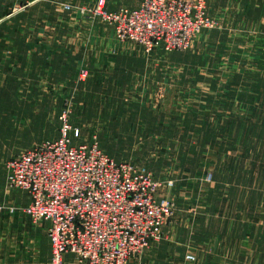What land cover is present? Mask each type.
Masks as SVG:
<instances>
[{
    "label": "rangeland",
    "instance_id": "rangeland-1",
    "mask_svg": "<svg viewBox=\"0 0 264 264\" xmlns=\"http://www.w3.org/2000/svg\"><path fill=\"white\" fill-rule=\"evenodd\" d=\"M28 1L14 5L1 28L13 39L14 49L21 42L16 40L34 35V28L24 29L29 20L37 23L38 41L44 36L38 32L42 12L37 7L30 14ZM115 1L121 2L80 0L74 5L68 21H79L80 26L70 25L63 41L54 34L51 72L42 65L33 93H28V83L21 78L19 84L16 77L6 78L13 83L0 86V98H5L0 99V177L11 156L58 139L61 116L66 114L68 123L80 130L73 145L96 144L114 161L149 172L162 184L160 196L170 206V218L161 238L127 264L189 263L194 259L186 256L194 254L187 252L188 242L174 240L172 224L180 216L201 218L198 213H204L212 182L208 168H219L226 150L234 152V145H241L234 135L239 138L246 124L237 115L241 109L233 104L253 97L256 75L264 70V42L246 29L226 27L207 9L212 26L196 34L186 50L166 51L161 46L146 50L140 43L119 40L114 26L91 10L99 2L108 12L132 10L139 0H125V6L117 9ZM60 44L69 59H58L65 56ZM20 99L26 101V108L20 107ZM260 127L259 143L246 139L241 143L248 149L258 146L257 155L264 156V124ZM248 128L246 132H252ZM67 255L64 264H77Z\"/></svg>",
    "mask_w": 264,
    "mask_h": 264
},
{
    "label": "built area",
    "instance_id": "built-area-1",
    "mask_svg": "<svg viewBox=\"0 0 264 264\" xmlns=\"http://www.w3.org/2000/svg\"><path fill=\"white\" fill-rule=\"evenodd\" d=\"M206 1L142 0L135 9L116 12L99 2L91 10L114 26L121 41L146 50H186L196 34L212 26ZM61 120L58 139L5 163L7 187L27 193L24 211L33 222L49 223L50 264H64L66 254L77 264H127L161 238L170 218V206L160 196L162 184L149 172L114 161L96 144L73 145L80 130L66 114Z\"/></svg>",
    "mask_w": 264,
    "mask_h": 264
},
{
    "label": "crops",
    "instance_id": "crops-1",
    "mask_svg": "<svg viewBox=\"0 0 264 264\" xmlns=\"http://www.w3.org/2000/svg\"><path fill=\"white\" fill-rule=\"evenodd\" d=\"M140 2L131 8L138 7ZM22 3L19 0H0V86L13 83L6 78L16 77L18 84L21 78L28 83V93H33L36 79L41 74L38 70L42 65L46 72L52 68L49 61L53 59L54 34L63 41L69 34L70 25L80 26L79 21H68L67 15L75 11L74 5L79 4L80 0H33L27 11L36 13L39 7L42 15L38 32L44 36L38 41L37 23L29 20L28 27L24 29L30 32L34 28V35L27 33L23 40H16L21 42H15L18 46L14 49L13 39L4 35L1 28L6 25L11 8ZM206 4L212 18L219 19L228 28L246 29L254 38L264 42V0H207ZM121 6H125V0H121L114 9ZM106 8L110 10L108 5ZM60 45L59 51L65 56L58 59H69L68 51L62 48L63 44ZM8 46L12 48L5 51ZM38 55L41 56L39 60ZM43 61L49 64H42ZM252 88L258 97L254 93L251 99L233 104L237 105L236 109H241L237 115L246 124L245 132L239 138L234 135L241 145H234V152L226 150L219 168H208L212 173V182L209 184L210 194L207 192L205 198L204 213H198L201 218L180 216L178 223L172 224L174 240L177 238L188 242L187 252L194 254L192 262L174 264H264V162L260 161L264 156L257 155L258 146L253 145L248 149L241 143L245 139L256 140L257 143L262 140L260 125L264 124V70L258 72ZM248 89L244 88L243 91L247 92ZM0 99L5 100L3 97ZM19 105L21 108L27 107L26 101L21 99ZM228 115L225 114L227 118ZM222 123L228 125L227 120H222ZM249 126L252 132H246ZM232 153L238 156H231ZM5 163L0 177V264H49L51 244L45 232L49 223L43 221L44 227H39L25 213L28 195L23 190L7 187ZM181 252V256L185 254V251ZM67 256L73 260L72 255ZM66 263L74 264L71 261Z\"/></svg>",
    "mask_w": 264,
    "mask_h": 264
}]
</instances>
